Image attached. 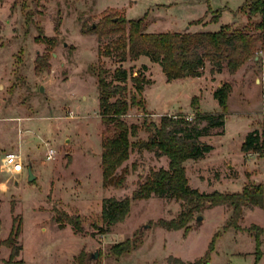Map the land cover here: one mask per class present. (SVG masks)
<instances>
[{"label":"rangeland","instance_id":"obj_1","mask_svg":"<svg viewBox=\"0 0 264 264\" xmlns=\"http://www.w3.org/2000/svg\"><path fill=\"white\" fill-rule=\"evenodd\" d=\"M244 2L0 0V240L9 235L15 218L21 222L18 243L23 248L10 259V248L0 244V264H82L83 259L87 264H179L177 258L196 262L206 253L207 264H264V207H244L238 226L226 228L231 207L205 206L194 214L191 229L184 234L183 229L167 230L157 223L160 218L176 217L182 201L152 195L132 200L122 221L110 225L107 232L101 230L105 227L102 199L130 196L149 169L167 167L168 158L135 148L125 164L137 167L124 185H103L101 139L114 130L113 125L102 123L99 114V66L108 70L110 79L118 66L129 72L147 66L145 75L151 82L141 94L127 80L128 89L143 101L123 116L128 124L139 126L131 140L147 139L146 126L158 125L162 115L193 118L197 108L224 112V131L211 128L200 137L212 150L184 161L192 187L202 192H238L248 181L264 182V153H244L240 148L248 131L258 129L264 136V50L234 73L227 67L212 73L211 63L206 62L199 77L186 74L167 81L161 66L147 56L120 62L116 54H100L99 47L110 37L100 43L97 34L108 26L104 16L117 19L125 13L127 18H138L154 4L156 9L146 15L148 32H192L200 27L216 31L228 23L241 26L247 15L237 10ZM216 10L218 19L210 20ZM93 25L97 32L89 30ZM52 36L57 38L55 44L47 46L44 37ZM44 55L46 65L36 68L37 59ZM223 83L230 85L225 111L213 97ZM46 143L55 151L49 159ZM7 151L19 152L25 167L31 162L36 178L29 182L24 174L10 177L1 162ZM63 212L80 216L81 228L67 222L59 225L56 218L63 221ZM198 215H202L199 223ZM254 224L263 229L259 259L256 229L249 231ZM126 239L135 247L117 255L112 246ZM95 250L98 258L88 260Z\"/></svg>","mask_w":264,"mask_h":264},{"label":"trees","instance_id":"obj_2","mask_svg":"<svg viewBox=\"0 0 264 264\" xmlns=\"http://www.w3.org/2000/svg\"><path fill=\"white\" fill-rule=\"evenodd\" d=\"M238 12L247 15V22L241 26L224 24L216 31L196 32H148L146 31V14L138 18L104 16L102 21L108 26L96 31V26H91L90 31L98 34L100 43L104 38L110 40L103 47H99L100 54L111 56L116 54L120 62L129 59L136 60L140 56H147L151 61L158 63L164 72L167 81L181 78L187 73L193 77L201 76L206 62L211 63V72H221L227 67L230 73H234L246 61L254 58L258 50H264V0H245ZM220 11L216 10L210 20L216 21ZM199 19L193 23H198ZM59 26V21L55 27ZM82 29V33L90 32ZM56 37H44L47 46L55 44ZM46 55L37 59L36 68L46 65ZM147 66L129 72L122 66L113 71V78H108V70L99 66L96 70L97 90L99 99V114L102 123L106 126L113 125V133L110 136L103 135L101 139V168L103 185L121 187L124 185L127 175L136 169L133 163L130 167L125 164L130 153L135 149L153 151L157 157L168 158L167 167L157 169L150 168L149 172L138 181L130 196L117 198L115 196L102 199L101 220L105 224L102 232L109 231V226L122 221L129 213L132 200L147 199L152 195L166 198H174L182 201V209L178 215L171 219L160 218L157 223L167 230L183 229L186 234L190 229V221L196 212L205 206L228 205L232 209L230 218L225 227H237L238 220L242 216L244 207H264V182L253 183L248 181L238 192H221L213 190L202 192L189 184L184 161L187 159L202 158L212 150V145L201 141L200 137L208 134L211 128L219 127L223 132L224 112L197 111L193 118L187 116L162 115L159 124L146 126L149 132L147 139L131 140L137 136L139 126L128 124L123 118L128 109L134 105H141L143 101L135 93L144 90L150 79L146 77ZM130 78L135 92H131L127 86ZM230 85L223 83L213 91V97L219 105L226 110ZM194 99V98H193ZM193 99L191 103L193 104ZM244 153H264V141L258 129L248 131L241 144ZM64 215L59 225L70 223L75 229L81 228V220L78 215ZM256 229L253 233L256 245V258L261 256L260 234L263 229L257 225L249 228ZM21 222L13 219L9 235L0 240V244L10 248L9 257L12 259L22 250L18 243L21 233ZM214 234L209 250L212 248ZM135 242L130 239L120 241L112 246V250L120 255L135 247ZM179 264H207V253L196 262H184L177 258ZM82 264H87L84 259Z\"/></svg>","mask_w":264,"mask_h":264},{"label":"built area","instance_id":"obj_3","mask_svg":"<svg viewBox=\"0 0 264 264\" xmlns=\"http://www.w3.org/2000/svg\"><path fill=\"white\" fill-rule=\"evenodd\" d=\"M264 114V109L263 112ZM46 157L49 159L54 154V149L46 143ZM1 162L5 171L9 174L10 177H20L22 174L26 175V167L23 162L22 155L16 151H7L4 153L1 158Z\"/></svg>","mask_w":264,"mask_h":264},{"label":"water","instance_id":"obj_4","mask_svg":"<svg viewBox=\"0 0 264 264\" xmlns=\"http://www.w3.org/2000/svg\"><path fill=\"white\" fill-rule=\"evenodd\" d=\"M40 91L44 92V89H43L42 86H40ZM25 178L29 182L36 178V175H35V173L33 172V169H32V163L31 162H29L27 167H26V177ZM15 183L17 184L16 180H15ZM201 220H202V215L196 216V222L197 223H199ZM145 226L147 227L148 225L144 224L143 227H145ZM88 255H89L88 258H87L88 260L97 259L98 258V251L97 250L91 251V252H89Z\"/></svg>","mask_w":264,"mask_h":264},{"label":"crops","instance_id":"obj_5","mask_svg":"<svg viewBox=\"0 0 264 264\" xmlns=\"http://www.w3.org/2000/svg\"><path fill=\"white\" fill-rule=\"evenodd\" d=\"M161 7H162V6H161ZM153 8L156 9V4H154V5H150L149 8L147 9V11H146L144 14L148 15V12H150V11L152 12V9H153ZM164 8L166 9V8H168V7L165 6ZM123 12H124V10H123ZM141 16H142V15H141ZM209 16H210V15H209ZM124 17H126L125 13H124ZM126 18H127V17H126ZM127 19H130V18H127ZM153 22H154V21H153ZM153 22H151V24L149 25L148 28H150V26L152 25ZM204 23H205V22H204ZM204 23H203V24H204ZM196 31H204V30H203L202 27H200L199 29H197V30H195V31H192V32H196ZM256 58H257V57H256ZM216 73L219 74L220 72H216ZM223 131H224V129H223ZM263 134H264V132H263ZM263 139H264V136H263ZM263 141H264V140H263ZM22 249H23V248H22Z\"/></svg>","mask_w":264,"mask_h":264}]
</instances>
